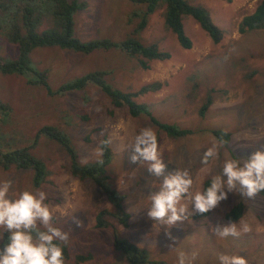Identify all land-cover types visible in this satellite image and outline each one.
Returning a JSON list of instances; mask_svg holds the SVG:
<instances>
[{
	"label": "rangeland",
	"instance_id": "374dc122",
	"mask_svg": "<svg viewBox=\"0 0 264 264\" xmlns=\"http://www.w3.org/2000/svg\"><path fill=\"white\" fill-rule=\"evenodd\" d=\"M187 1L208 10L211 21L222 32L219 43L214 44L191 15L182 19L183 31L192 43L185 48L165 26L161 8L148 13L145 26L133 33L145 4L130 0H86V8L74 15L76 39L85 43L97 38L120 42L132 37L141 45L147 44L148 50L155 45L158 53L168 52L169 58H156L150 68L142 69L135 57L119 47L95 48L89 54L83 50L47 48L31 54L33 65L38 67L40 62L50 67L48 82L52 88L66 79L98 70L104 71V79L121 92L163 82L160 89L139 93L134 98L160 121L193 130L183 137L169 139L147 115L133 117L127 108H115L109 100L99 102L105 95L96 86L85 88L90 94L88 99L82 98L83 91L48 95L43 87L28 84L21 76L0 72V99L12 107L10 115L0 124L3 149L32 146L36 130L49 124L69 134L78 163L85 165L97 161L93 151L104 136L111 140L112 160L105 171L113 187L128 194L124 206L132 214L130 226L116 222L108 197L95 183L71 177L67 149L44 136L30 148L48 167V175L40 186L34 184L30 169L0 168V181L13 180L16 191L47 193L46 203L59 218L57 225L70 231L72 244L64 250L65 264H128L127 256L113 247L115 238L128 240L147 250L149 259L168 264H178L181 251L189 255L197 252L194 264H219L220 253L239 254L249 264H264V192L251 200L229 193L217 208L202 215L193 212L200 217H189L191 224L185 221V227L169 229L175 237L172 241L165 235V226L147 217L149 196L158 190L159 178L147 171L146 164L129 162L127 146L142 128L151 127L157 134L166 173L188 168L195 192L210 183V176L201 171L204 167L201 158L206 148L218 141L212 130L230 134L229 141L220 149L219 159L210 165L213 173L222 170L225 157H247L256 150H264V30L244 33L238 30L242 17L251 13L259 0ZM17 52L16 45L0 38L1 56H14ZM208 96L211 101L201 116L198 109ZM107 108L112 109L111 114ZM85 111L89 115L81 118ZM238 203L243 204L240 214L228 218L229 211ZM101 209H111L105 215L109 223L105 227L96 226ZM73 215L83 222L82 227L71 221ZM241 220L249 223L252 231L238 238H220L211 230L217 224L239 225ZM87 252L93 255L85 262H76L78 254Z\"/></svg>",
	"mask_w": 264,
	"mask_h": 264
},
{
	"label": "trees",
	"instance_id": "16d2710c",
	"mask_svg": "<svg viewBox=\"0 0 264 264\" xmlns=\"http://www.w3.org/2000/svg\"><path fill=\"white\" fill-rule=\"evenodd\" d=\"M130 1L145 4L142 19L138 22L133 33L139 32L145 26L148 13L161 8L165 26L177 35L178 40L185 48H190L192 43L183 31L182 19L184 15H191L208 33L214 44L221 41V30L213 24L208 10L201 4L193 5L187 0ZM85 8L86 0H0V9H2L0 11V38L5 37L8 42L17 46L18 51L14 56H1L0 54V72L15 74V76L23 77L28 84L42 86L48 95L62 96L69 91H83L82 98L88 99L90 94L86 93L85 88L88 85L96 86L105 95L104 98L98 100L99 102L105 99L109 100L115 108H127L128 113L133 117L140 114L147 115L150 121L162 130L169 139H177L192 133L193 130L190 128H179L176 125L160 121L151 114L145 104L138 103L134 98L139 93H148V91L160 89L163 85L161 81L143 84L137 91L121 92L119 87H114L104 79V71L98 70L66 79L56 88L51 87L48 82V71L32 64L31 54L37 47L55 46L67 50H83L86 54L91 53L95 48L101 47L107 50L111 47H119L130 56L135 57L137 66L142 69L150 68L151 61L156 58H169L168 52L158 53L155 45L149 47L151 49L148 50V47L145 46L147 44L142 42L144 45H141L132 37L122 39L120 42L110 41L109 38H97L87 43L79 41L73 36L74 15ZM44 24L45 27L42 28ZM40 26L42 29L39 30ZM258 29L264 30V0H259L254 10L242 17L238 26V30L242 33ZM210 101L208 96L205 103L198 109L201 116L204 115ZM10 111H12L10 103L0 99V124L10 115ZM107 112L111 114L112 109L107 108ZM88 115L85 111L80 114V117L86 118ZM212 133L217 140L223 139L228 142L230 139V134L220 129H214ZM41 136L59 143L65 150L67 149L66 153L70 158L71 177L80 181L91 180L95 183L108 197L113 207L112 215L116 222L123 226H130L132 214L124 206L128 194L113 187L108 171H105L112 160V151L109 144L104 146L103 164H98L96 161L81 165L77 161V152L72 145V141H70L69 134L54 125L44 124L36 130L32 146H13L3 149L0 142V168L3 170L10 168L30 169L32 170L34 184L40 186L48 175V167L41 158L32 153L30 148L37 144ZM1 140L2 136L0 134ZM102 140L108 139L104 136ZM207 186L208 183H205L204 188ZM242 208V203L236 204L229 211L228 218L239 215ZM106 214L109 213L105 209L98 212L96 216L97 227L109 225L105 221ZM192 217L200 216L192 214ZM1 234L0 249L7 243L9 233L2 230ZM113 247L127 256L128 264H168L163 260L149 259L147 250L128 240L115 238ZM91 255H93L92 252L80 253L76 256V262H85Z\"/></svg>",
	"mask_w": 264,
	"mask_h": 264
},
{
	"label": "clouds",
	"instance_id": "9594fccd",
	"mask_svg": "<svg viewBox=\"0 0 264 264\" xmlns=\"http://www.w3.org/2000/svg\"><path fill=\"white\" fill-rule=\"evenodd\" d=\"M47 48L62 49L55 46L37 47L33 53ZM38 67L46 69L48 74L51 71L49 66L40 62ZM110 143V139L102 140L94 149L98 164L104 163V146ZM226 143L219 139L204 151L201 171L210 176V183L203 190L195 192H192L194 180L188 168H176L174 172L166 173L157 134L151 127L142 128L127 146L130 150L129 162L146 164L147 171L160 180L158 190L149 196L147 217L165 226V235L170 240L175 241V237L169 229L173 226L185 227V221L191 224L189 217L193 212L202 215L217 208L227 200L229 193H237L241 198L251 200L264 192V150H256L247 157H225L222 170L212 172L210 165L219 159L220 149ZM13 185L11 179L0 181V229L9 233L7 243L0 249V264H65L64 250L72 244L70 231L57 225L59 218L46 203L47 193L44 190L16 191ZM186 199L187 203L184 202ZM190 204L192 211H189ZM105 210L108 212L111 209ZM71 221L77 227L83 226V222L74 215ZM211 230L220 238H238L251 232L252 228L241 220L239 225L236 222L223 226L217 224ZM197 256L195 251L190 255L181 251L178 264H194ZM218 261L219 264H249V260L239 254L220 253Z\"/></svg>",
	"mask_w": 264,
	"mask_h": 264
},
{
	"label": "crops",
	"instance_id": "0c3cea01",
	"mask_svg": "<svg viewBox=\"0 0 264 264\" xmlns=\"http://www.w3.org/2000/svg\"><path fill=\"white\" fill-rule=\"evenodd\" d=\"M145 218H147V217H145Z\"/></svg>",
	"mask_w": 264,
	"mask_h": 264
}]
</instances>
